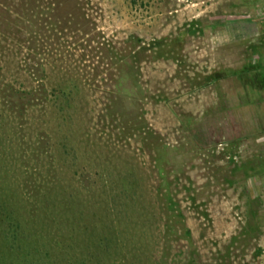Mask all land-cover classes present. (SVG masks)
I'll return each instance as SVG.
<instances>
[{"label": "rangeland", "instance_id": "obj_1", "mask_svg": "<svg viewBox=\"0 0 264 264\" xmlns=\"http://www.w3.org/2000/svg\"><path fill=\"white\" fill-rule=\"evenodd\" d=\"M78 3L87 22H0V89H47L24 119L0 111V184L29 202L58 191L59 213L103 223L47 226L7 263L264 264V0H65L57 13ZM121 76L160 162L107 114Z\"/></svg>", "mask_w": 264, "mask_h": 264}, {"label": "trees", "instance_id": "obj_2", "mask_svg": "<svg viewBox=\"0 0 264 264\" xmlns=\"http://www.w3.org/2000/svg\"><path fill=\"white\" fill-rule=\"evenodd\" d=\"M65 0H0V22L5 18V22L11 21L19 22L21 28H28L44 25L49 23L61 25L70 22L71 19H80L81 22H87L86 14L79 8V3L76 4L78 8L77 14H67L66 17L61 16L57 11L61 8ZM75 1V0H74ZM24 25L25 27H23ZM49 25V26H51ZM59 27V26H58ZM61 28V27H60ZM21 30V29H20ZM8 31V29H2L0 25V34ZM123 76L119 80V84L116 90L113 91V98L107 107V114L116 116L123 123V134L128 136H140L146 146L152 148L151 150L155 154V160L160 162L162 155L160 149L162 145L158 142V138L150 131H143V114L141 112L138 100L133 96L129 89L121 86ZM55 94L56 98L62 99L66 97L68 93L73 94L75 89L66 91V87L58 86ZM47 89L44 84H41L39 88L27 87L16 88L12 84H6L0 89V111L12 113L16 119H24L25 114L34 106L40 103L43 98L47 99ZM67 100V98L65 99ZM163 170V169H161ZM8 184H0V241L2 244L3 256L0 260V264L7 263V259L12 255L17 254L16 251H25L29 253L32 247V241L39 240L41 238V232L45 231L47 226L54 224L64 225L66 224L71 230H74L71 225L84 226V229L90 226L102 224V219L97 218L95 214H90L89 217L77 216L69 218L64 216L56 210V206H52V201L49 199V195L57 197L55 200L58 202V207L64 208V204L68 201L65 200L64 195H61L60 200L58 196L60 192L47 189L45 191L35 190L31 194L34 199L33 202L26 201L27 199L21 197L19 194L15 195L9 190ZM7 186V187H6ZM64 192V191H63ZM29 202V204H27ZM57 211V212H56ZM64 211V210H63ZM68 214V213H67ZM182 228V227H181ZM172 232H176L175 229ZM106 237L100 238V241ZM71 239V238H70ZM109 241L110 239H106ZM63 244L58 241L57 246L61 247ZM44 246H47L45 242ZM4 249V250H3ZM50 254V253H49ZM60 255V253H59ZM22 256V255H21ZM70 258V259H69ZM63 257L58 259L52 264H64L71 261L72 257ZM31 264V263H30ZM78 264H86L78 261Z\"/></svg>", "mask_w": 264, "mask_h": 264}]
</instances>
